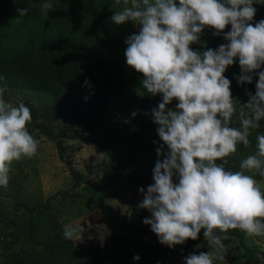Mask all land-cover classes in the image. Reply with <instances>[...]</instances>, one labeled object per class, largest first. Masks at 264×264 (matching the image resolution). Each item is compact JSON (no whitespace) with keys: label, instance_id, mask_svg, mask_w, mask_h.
Returning a JSON list of instances; mask_svg holds the SVG:
<instances>
[{"label":"clouds","instance_id":"1","mask_svg":"<svg viewBox=\"0 0 264 264\" xmlns=\"http://www.w3.org/2000/svg\"><path fill=\"white\" fill-rule=\"evenodd\" d=\"M120 3V0H117ZM123 8L111 20L117 25L132 21L142 25L131 35L125 56L127 64L143 74L142 88L163 101L153 109L154 122L163 144L157 148L162 159L154 168V184L139 191L152 218L143 222L169 247L197 240L201 230L215 250L186 257V264H214L224 261L221 235L239 229L248 237L264 236V187L253 171L264 176V134H257V151L240 163V170H228L227 157L237 146L250 144V130L264 119V20L250 23L256 15L254 0H123ZM53 4L44 2L45 15ZM27 8H17L20 16ZM225 33L229 43L218 49L194 51L205 27ZM238 58L241 84L252 83L258 74L256 92L240 104L232 96L227 68ZM5 78L0 76V81ZM85 83H88L85 81ZM6 83L0 84V187L7 188L14 162L37 154L39 141L29 132L32 113L24 102L5 100ZM177 100L176 110L167 105ZM238 114L241 128L231 126ZM136 113H133L135 116ZM164 145L169 151H164ZM222 161V163H218ZM178 175L179 182L173 178ZM86 231L64 225L63 236L81 241ZM135 260L140 257L136 255Z\"/></svg>","mask_w":264,"mask_h":264},{"label":"rangeland","instance_id":"2","mask_svg":"<svg viewBox=\"0 0 264 264\" xmlns=\"http://www.w3.org/2000/svg\"><path fill=\"white\" fill-rule=\"evenodd\" d=\"M44 2L53 4L48 15L41 10ZM109 2L111 6L108 9L100 0H34L21 6L28 9L27 15L21 17L17 13L5 21H10V27L25 34L31 29L41 32L45 25L52 24L53 18H61L56 20L50 30L52 36L56 34V38H74L85 49H91L97 43L102 45L103 36L105 45L110 47L111 56L127 64L126 40L133 34H139L142 25L132 21L117 25L111 17L115 11L123 8V0L119 4L117 0ZM254 2L257 11L250 21L253 25L264 20V0ZM98 15L100 17L95 20L93 17ZM23 22L28 23V26L21 28ZM229 31L231 25L219 37L216 49L229 43L225 39V33ZM126 69L129 72L136 71L130 66H126ZM259 71H264V66L257 73ZM224 75L238 85L232 91L233 98L237 100V108L240 104L248 103V93L254 95L256 92L258 74H253L252 83L241 84L238 78L242 71L236 58ZM157 96L158 107L163 96ZM140 97L145 98L144 95ZM4 98L13 104L22 101L30 107L33 119L28 128L39 145L34 157H24L13 163L8 187H0V215L18 227L14 229L0 221V264H19L21 260H29L30 257L37 264H48L50 259L59 262L60 250L71 244H82L84 247L109 244L107 258L100 264H186L185 258L193 253L213 251L215 255V250L204 236L195 242L186 241L182 245L169 247L160 243L150 225L137 234H128L124 222L140 209L138 205L144 198L139 191L141 187L112 162L103 148L90 143L87 135L70 118L61 114L60 108L55 109L56 104L47 93L35 95L32 90L9 88ZM177 104L178 101L174 99L166 107L176 110ZM259 124L257 130H250L249 145L255 142L254 146L226 158L228 163L225 167L228 170H240L241 161L256 153V136L264 134V119ZM231 126L242 127L238 114L234 116ZM248 174L253 175L264 187V176L256 171ZM81 177L90 180L95 200L90 199L85 183L75 186ZM144 189L146 192L147 188ZM67 224L76 228L81 225L86 229L81 241L73 242L64 238L63 228ZM229 231L234 234H221L224 237L222 254L225 260H214V264H231L234 258L244 253L245 248L252 250L256 258L254 264H264V236L248 237L239 229ZM114 232L122 236V242L113 238ZM125 243L135 246V250L142 248L145 256L135 260L130 255L131 250L124 247ZM241 264L248 263L242 260Z\"/></svg>","mask_w":264,"mask_h":264},{"label":"trees","instance_id":"3","mask_svg":"<svg viewBox=\"0 0 264 264\" xmlns=\"http://www.w3.org/2000/svg\"><path fill=\"white\" fill-rule=\"evenodd\" d=\"M31 1L34 0H0V76L5 78L0 84L6 83L8 89L17 88L18 91L32 90L35 95L47 93L54 100L55 109L60 108L61 114L70 118L87 135L90 143L103 148L112 162L132 182L141 188L154 184V168L157 160L162 159L157 154V148L163 144L157 132L159 126L153 117V109L158 108V96L153 98L142 88V73L129 72L126 69L128 64L118 61L114 55L111 56L110 47L105 45L103 36L102 45L97 43L95 47L85 49L74 38H56V34L52 36L50 30L56 20L61 18H53L52 24L45 25L41 32L31 29L21 34L10 27L12 23H6L5 20L15 16L18 13L17 8ZM100 1L108 9L111 6L109 0ZM99 17L98 15L93 18L97 20ZM23 26H28V23L23 22L21 28ZM225 30L220 35H215V29L205 27L200 42L193 43L190 47L201 53L208 48L216 50L217 41ZM230 81L232 92L238 85L234 80ZM142 95L145 98L140 97ZM133 113L136 115L133 116ZM254 144L255 142L251 145ZM251 145L239 144L236 153L243 152ZM164 151H169L166 145ZM173 181L179 182L178 175ZM83 183L90 199L95 200L88 178L81 177L75 186ZM103 210L105 213L104 208ZM146 218H152L147 209L136 211L124 222L126 232L133 235L146 229L149 226L143 222ZM104 220L107 222L106 217ZM0 221L18 229L1 215ZM227 233L234 234L232 231ZM236 235L240 236L238 233ZM202 236L203 230L198 239ZM113 238L119 243L122 242V236L119 237L115 232ZM197 240L189 239L187 242ZM108 247L107 243L88 247L82 244L65 245L60 250V261L50 259L48 264H100L107 258ZM124 247L131 250L132 257L145 256L140 247L135 250V246L127 243ZM255 259L252 250L245 248L244 253L234 258L231 264H241L242 260L254 264ZM19 264L37 263L30 257L29 260H21Z\"/></svg>","mask_w":264,"mask_h":264}]
</instances>
